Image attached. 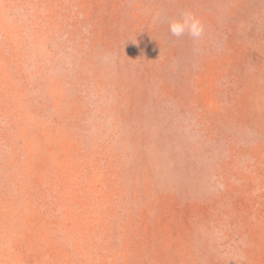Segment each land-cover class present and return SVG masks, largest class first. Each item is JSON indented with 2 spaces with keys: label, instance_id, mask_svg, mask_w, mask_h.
Returning <instances> with one entry per match:
<instances>
[{
  "label": "rangeland",
  "instance_id": "1",
  "mask_svg": "<svg viewBox=\"0 0 264 264\" xmlns=\"http://www.w3.org/2000/svg\"><path fill=\"white\" fill-rule=\"evenodd\" d=\"M0 264H264V0H0Z\"/></svg>",
  "mask_w": 264,
  "mask_h": 264
},
{
  "label": "clouds",
  "instance_id": "2",
  "mask_svg": "<svg viewBox=\"0 0 264 264\" xmlns=\"http://www.w3.org/2000/svg\"><path fill=\"white\" fill-rule=\"evenodd\" d=\"M168 29L174 37L180 38L188 35L193 40L199 39L204 31L201 21L191 11L187 10L170 19Z\"/></svg>",
  "mask_w": 264,
  "mask_h": 264
}]
</instances>
